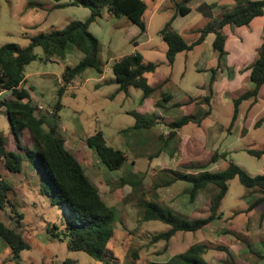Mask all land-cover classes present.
I'll return each instance as SVG.
<instances>
[{
  "label": "rangeland",
  "instance_id": "374dc122",
  "mask_svg": "<svg viewBox=\"0 0 264 264\" xmlns=\"http://www.w3.org/2000/svg\"><path fill=\"white\" fill-rule=\"evenodd\" d=\"M70 1L0 0V46L9 42L25 46L30 42L31 37L39 32H48L53 28L62 29L73 20L84 21L90 13L88 8L74 5L57 9L54 7V4L67 5ZM144 1L148 5L145 18L156 10L150 30L154 36L156 33L159 35L160 29L162 30L177 15L175 2L172 0ZM222 1H217L218 6L222 5ZM160 2L161 4L157 6ZM195 4L193 3V7ZM200 12L208 19H204L202 14L195 11L190 18L184 19L188 21L185 28L203 29L209 23L218 20L222 10L219 7L208 14ZM134 25L125 16L117 17L107 11L102 18L91 24V33L100 40L99 57L103 63L111 57L117 58L134 50L135 46L131 41L133 37L131 26ZM180 32L189 42H192V34H187L185 29ZM194 38H197V35H194ZM205 46V44L196 46L191 53H188V60L185 59L187 54L182 53L175 66H171L167 61V42L162 40L160 42L157 36L154 37L150 46H140L135 50L141 53L144 63H159L155 72L147 73L150 83L159 81L170 73L177 80L175 71L187 67L186 75L178 86L181 92L196 96L203 94L204 91L198 90L196 85L208 81L211 75L210 71L198 73L194 70V64ZM35 51L38 58L26 66L23 87L29 90L31 103L36 108L37 115H58L56 117L60 123V135L66 140V147L71 152L82 156L81 160L86 173L102 198L108 205L116 207V234L110 244V253L115 257L112 259L114 264L163 262L174 254L184 252L194 243H205L209 246L210 249L205 256L213 264H229L228 259L238 264H264V258L257 255L256 251L259 249L246 248L242 240L233 238L240 229L241 232L251 233L254 238H257L255 228L247 229V226H250L247 222L248 216L244 217L242 213L238 215L240 218L229 220L235 210L244 209L250 203V198L256 196L250 195V191L241 184L237 177L229 182L227 195L221 205L224 215L219 220L199 232H180L169 242L152 241L154 235L167 231L169 226L157 220H142L143 209L139 204L141 200L154 201L188 218L206 216L210 199L218 191L214 185L201 191L196 202H190L188 194L183 191L187 188L184 181H178L179 184L175 186H158L157 183L167 178V176L162 178L160 175L163 170L187 171L186 166H195L190 161L208 157L215 150L228 151L229 155L226 160L221 159L212 164L209 169L213 171H219L228 163L234 162L251 175L264 173V157L258 158L248 153V149H260L264 146V122L257 127L253 124L264 117V92L260 102L249 112L246 126L242 125V121L251 101L240 105V114L235 125L231 129L228 128L234 114L233 100L250 91L248 85L232 90L230 95L226 96L228 100L225 98L221 101L223 99L214 98L211 104L214 112L209 120L207 117L206 121L201 122V126L195 120L203 116L207 109L206 102L196 106L197 112L196 110L188 112L184 106L170 112L167 111L169 119L159 120L157 130L151 127L119 133L120 129H128L136 123L135 116L126 110L134 108L137 111L139 99L137 95H141L142 90L132 89L130 97L133 96L135 103L132 98L125 99V93H119L112 98L116 84H108L101 90L89 87L85 91L81 88L85 86V83L78 77L76 81L70 83L68 92L64 93L61 98L60 109L56 110L58 92L63 86L61 84L64 83L62 80L64 68L66 65L75 64L79 56L77 52L70 50L66 55L69 59L55 56L48 61L41 47L36 48ZM165 88L170 90L174 86L168 83ZM211 89L208 88L209 93ZM73 93L77 96H73ZM11 97V91H3L0 94V99ZM38 105H42L43 108L39 109ZM160 106L163 108V103ZM185 114L191 119L193 117V120L183 125L180 130L176 131V136L171 138L169 124L179 120ZM146 117L155 119L154 115ZM157 117L159 118V114ZM77 122L87 125L88 133H92L95 125H98L107 135L110 143L125 151L126 165L117 171L108 170L97 154L85 144L87 136L84 137L78 132ZM208 122L218 123L220 128L214 132V135L197 134L205 129L203 127ZM0 132L9 138L8 148L18 150V140L11 132L10 120L5 113L0 114ZM21 138L25 143H32L29 141L31 139L28 131L24 132ZM204 161L206 160L201 162ZM2 172L13 186L11 197L17 209L24 215L23 226L18 230L23 233L31 247L21 252V260L18 262L8 260V253L2 254L0 264H63L67 259H72L76 264H103L85 252L69 250L67 238L64 236L63 239L55 238L47 230L49 226L54 225H57L59 230L64 228L62 222H66L67 209L52 205L50 198L41 192L39 184L44 182V174L40 167L37 168L34 164H30L26 158V165L21 173H12L7 170H2ZM188 172H193V170L189 168ZM122 177L132 184L136 180L139 182L135 188L130 184L121 185ZM7 211L8 209H5L0 213L3 215ZM8 212L6 220L9 226L17 227L16 220L12 219ZM254 222L252 218L253 226ZM218 244L222 246V249L217 248ZM245 249L251 252L246 253ZM135 251L138 252V258L134 256ZM228 251L232 254L231 256L227 254Z\"/></svg>",
  "mask_w": 264,
  "mask_h": 264
},
{
  "label": "trees",
  "instance_id": "16d2710c",
  "mask_svg": "<svg viewBox=\"0 0 264 264\" xmlns=\"http://www.w3.org/2000/svg\"><path fill=\"white\" fill-rule=\"evenodd\" d=\"M59 2L60 0H54ZM193 0H181L178 4L179 12L186 15L191 11L189 3ZM237 5L225 10L218 20L209 23L199 30L200 37L194 43H188L184 37L174 29L172 21L160 31L162 38L168 43L167 58L170 64L175 62L176 56L184 51L192 50L203 42L210 32H215L214 48L219 51L220 59L226 55V35L224 27L228 24L238 26L248 25L257 16L264 14V0H235ZM68 5L82 6L91 11L90 16L84 21L73 20L62 29H51L48 32H39L31 37L30 42L21 46L15 42H9L0 46V94L3 91H11L12 97L0 99V114L5 113L10 120L11 132L18 140V150L9 149V138L0 132V208L8 209L12 219L16 220L17 227H11L0 220V235L11 248L10 260L20 261L21 252L30 249L31 245L22 232L18 230L23 226L24 215L21 213L11 197L12 184L5 178L2 170L12 173H21L26 165V158L30 164L41 168L44 174V182L39 184L40 190L48 198L52 205L66 207V222L64 228L59 230L57 225L49 226L48 231L53 237L68 239V248L71 251H82L103 264H114L110 253V244L116 234V207L108 205L102 198L99 190L86 173L82 164V156L71 152L66 147L65 139L60 135V123L58 115H37L36 108L32 105L30 92L23 87L28 64L38 58L36 48L41 47L46 54V60L52 57L65 58L70 50L76 49L83 54V58L74 66L68 65L64 69L62 80L64 87L58 92L56 110L61 107V98L65 86L80 77L86 70L93 68L102 73L104 66L100 60V40L90 31V25L104 16L107 11L117 17L125 16L136 24L141 32L146 31L144 14L147 3L144 0H71L67 5L56 4L54 7L63 8ZM217 4L203 5L200 10L205 14ZM73 47V48H72ZM158 63H144L140 53L124 55L112 63V71L115 83L118 84V92H128L131 87L143 91L144 97L152 96L158 86H152L147 73L155 72ZM251 81L254 87L247 93L234 100L235 109L230 127L233 128L239 116V106L244 100L257 101L260 89L264 86V43L259 58L250 66ZM216 69L213 70L215 75ZM215 79V76L213 77ZM212 92V89H211ZM207 104L210 97L205 98ZM209 108L203 113L208 116ZM136 118L134 126L123 129L127 133L133 129L151 128L156 124L155 119H149L137 112L132 113ZM193 120V117L184 116L169 124L171 138L175 137L176 130ZM200 123L201 119L195 120ZM264 117L259 119L255 126H260ZM28 131L32 143L22 140L24 132ZM87 146L97 154L99 160L110 171L122 169L127 162L124 150L115 148L107 143L104 132L99 129L86 138ZM248 153L258 158L264 157V146L260 149H248ZM228 151L215 150L208 160L198 162L197 165L186 166L187 170H163L160 175L167 176L158 182V186H171L178 180L189 183L187 194L190 201L205 188L214 185L218 191L211 197L206 216L188 218L154 201L141 200L139 204L143 209L142 220L161 221L169 226L167 231L153 236V242L164 240L169 242L172 237L180 232H198L209 228L214 221L223 216L221 210L222 201L227 195L229 182L238 178L250 195H256L250 203L248 210H253L264 205V173L258 175L249 174L240 165L230 162L220 171L204 170L208 164H212L221 158L227 159ZM133 180V178L131 179ZM139 181L130 183L122 177L121 185L130 184L134 188ZM217 248L222 249V246ZM209 246L205 243H195L184 252L171 256L163 262H150L148 264H213L206 258ZM227 254H232L228 251ZM138 258V252L134 253ZM229 264H238L234 260H227ZM63 264H76L72 259H67ZM123 264V262H122Z\"/></svg>",
  "mask_w": 264,
  "mask_h": 264
},
{
  "label": "crops",
  "instance_id": "0c3cea01",
  "mask_svg": "<svg viewBox=\"0 0 264 264\" xmlns=\"http://www.w3.org/2000/svg\"><path fill=\"white\" fill-rule=\"evenodd\" d=\"M172 1L175 2L176 8H177V15L174 16L175 19H173V22H172L173 27L190 44L194 43L195 41H197L199 39V37H200L199 30H201L202 28H197V27L185 28L186 27L185 24L188 22L187 20L184 21L185 18L186 19L190 18L195 11L202 14L200 12L201 11L200 7H202L203 5L217 4V6L214 7L213 9L220 7L222 10V13L225 10L232 9L237 5V3L235 1L231 2V1L223 0L222 5L219 4L221 6H218L219 2H217V1H221V0H193L189 3V7L191 8V11L186 15H182L178 9V4L181 2V0H172ZM195 2H197V3L195 4ZM193 3L195 4L194 7H193ZM160 4H161V2L157 6H159ZM54 5H56V4H54ZM147 9H148V7H147ZM216 11L219 12L220 10H216ZM146 12H147V10H146ZM146 12H145V14H146ZM222 13H220V14L222 15ZM90 14H91V11H90L89 15L86 17V19L90 16ZM145 14H144V21L146 23V31L145 32H141L140 28L136 24L134 26H131V30L133 32V37H132L131 41L134 43V46H135L134 50H132L126 54H123L117 58L111 57L109 60H106L104 63L101 61L103 66H104V70L102 73H98L93 68L86 70L78 78V79L84 81V83H85V86L81 87V88L85 89V91L89 87L91 89H94V90H101L103 87H106L108 84H112V85L116 84L114 81L115 76H114L113 71H112V63L114 60H116V59H118L124 55L138 53V51H136L135 49H137L140 46H150L152 44V42L154 41L155 36L158 37V40L160 42H161V40L166 42L162 38V36L160 35L161 29L159 31V35H158V33H156L155 36H154V34L151 33V30H150V25L153 23V21L155 19L156 10H154L146 18H145ZM202 16L204 19H208L204 14H202ZM183 29H185L187 34L193 35L192 36V39H193L192 42H189L185 38V36L180 32ZM224 33L226 35V55L224 57V60L220 59L219 51H217L214 48V41L216 39L215 32L208 33V35L205 37L203 42L198 44V45L205 44L206 46L204 47V51L199 56L197 62L194 64V67H195L194 70L198 73L208 72V71L211 72L210 77H208V81H203L204 83H198L196 85L198 90L199 89H202V91L204 90L203 94H198L196 96H193V95H190L186 92L180 91V87L178 86V84H180V82L184 79V77L186 75L187 67H185L186 69L183 68L180 71H175L177 73V75H176L177 80L175 79V76L172 77V74L170 73L169 75L163 76L159 81H155L153 83L149 82L152 86H158V90L152 96H149V97H144V93L142 91L141 95H137V98L139 97L138 103H137L138 104L137 111H135V109L133 108L132 110H126V112H129V113L137 112V113L144 115V116L154 115L155 120H156V124L153 126V128H155L157 130V128H158L157 122H159V120L169 119L170 116H169L167 111L170 112L173 109L175 110L176 108H180V107L184 106L188 112H193L194 110H196V106L200 105V103H202V102H206L205 98L207 96H209L210 97V103H209V105L207 104V109L205 111H207L210 108L211 112L208 116H204V115L201 116L200 119L202 122L207 117H208L207 119L209 120V118L212 116L214 109H213V106L211 104H212V101L214 100V98L218 97V99H220V100L223 99L221 101H224L226 96L230 95V92L232 90L243 87L244 85L245 86L248 85V87H250L249 90H251L254 87V84L250 78L251 70L249 68L259 58L260 52L262 49V45L264 43V14L255 17L250 22V24H248V25L238 26V25H234V24H228L224 27ZM194 35H197V38H194ZM198 45H196V46H198ZM195 47L192 50L179 53L176 56L175 62L173 64H170L169 61L167 60L168 63L171 66H175L178 59H179V56H181L182 53L187 54L185 59L188 60V57H189L188 53L189 52L191 53L195 49ZM168 48H169V46H168ZM168 48H166V54H167ZM73 50L75 52H77V54L79 56V60L71 66L76 65L83 58V54L80 51H78L76 49H73ZM66 59H69L68 56L66 57ZM147 63H149V62H147ZM155 63H157V62H155ZM66 66H68V65H66ZM66 66H65V68H66ZM180 68H182V67H180ZM214 69H216L215 75L213 73ZM111 74H113V76ZM62 75H63V73H62ZM214 76H215V79H213ZM146 77H147V74H146ZM60 80H61V78L59 79V81ZM92 80H94V81L92 82ZM168 83H169V85H173L174 88L167 90L165 88V86ZM61 85H63V87H64V83ZM118 87H119L118 84H116V86L114 87V92L111 95L112 98L119 93H125L126 94L125 99L132 98L136 103V100L133 98V96L130 97V94H131L132 89L134 87H131L128 92H123V91L118 92ZM69 88H70V83H69V85L65 86L66 90L64 89V93L68 92L67 89H69ZM208 88H212L211 93H209ZM136 89H139V88H136ZM263 92H264V86H262V88L260 89L257 101H253V99L244 100L240 104V105H242L244 102L251 101L247 107V111H246V114L244 116V120L242 121L243 126L247 125V120L249 118L248 114L260 102V99L262 97ZM73 96H77L76 93H73ZM235 99H237V98H235ZM226 100H228V99L226 98ZM234 100H233V103H234ZM161 103H163V108H162V106H160ZM234 109H235V104H234ZM196 112H197V110H196ZM158 114H159V118L157 117ZM239 114H240V106H239ZM185 116H187V114H185ZM183 117L184 116H182V118ZM201 122L199 123L200 126L202 124ZM256 122L253 123L254 127H255ZM77 123H78V125H76L78 127L77 130L84 137L89 136V135L93 134L96 130L101 129L98 127V125H95L93 132L88 133L86 130L88 127L87 125H85V124L82 125L79 122H77ZM181 128H179L177 130H180ZM203 128H205V129H202L201 132H197V134H201V135L212 134V135H214V132L220 128V125L218 123H215V122H212V123L208 122L207 125H205ZM228 128L231 129L230 126ZM122 130L123 129H120L118 132L121 133ZM105 138H106L107 143L109 145H111L115 148L121 149L119 147H116V145L110 143L107 139L106 134H105ZM85 144H86V142H85ZM223 152H225V151H223ZM196 154H198V153H196ZM208 158H209V156L203 157L201 160H199V158H197L196 161L201 162L203 160H208ZM221 159H223V158H221ZM196 161H190V162L191 163L193 162L194 165H197L198 162H196ZM217 162H215V163H217ZM215 163H212V164H215ZM212 164H208L207 167L204 168V170L215 172V171L209 169V167ZM228 164L224 168H222L221 170L225 169L228 166ZM178 181H182V180H178ZM178 181H176L174 184H172V186L179 184ZM184 183H186L187 188L184 189L183 191H185V194H187V191L190 188V185H189V183H187L185 181H184ZM198 196L195 198L194 201H190V202H196ZM254 199H255V196H252L250 198V203ZM250 203L247 204L246 207L242 210H235V212L230 216L229 220L233 221L235 218L239 217L238 215H240L242 213L244 214V217L248 216L247 222H249L248 224L250 226H247V229L249 228L248 230H250L251 228H255V231L257 232V235H255V236L258 239L254 238L251 235V233L247 234V233L241 232V229L239 231H237L238 234L234 233L235 234L234 235L232 233L234 235L233 238H239L240 240H242L245 243L246 248L256 247L257 249H259V251H256L257 255H259L261 258H264V205L261 207H257L253 210H248ZM0 212H3V210L1 208H0ZM6 214H7V212H4L3 215L0 213V220H2L8 224V222L6 220L7 219ZM223 215H224V213H223ZM252 218L255 220L254 226L252 225ZM231 225H234V223H231ZM200 231H202V230H200ZM233 241H235V239H233ZM245 252L250 253L251 251L248 249H245ZM5 253H8L7 259L10 260L9 257L11 256V248L8 245V243L0 235V256L2 254H5Z\"/></svg>",
  "mask_w": 264,
  "mask_h": 264
},
{
  "label": "built area",
  "instance_id": "2783aa9c",
  "mask_svg": "<svg viewBox=\"0 0 264 264\" xmlns=\"http://www.w3.org/2000/svg\"><path fill=\"white\" fill-rule=\"evenodd\" d=\"M38 106H39V107H38L39 109H42V108H43V106H42V105H38Z\"/></svg>",
  "mask_w": 264,
  "mask_h": 264
}]
</instances>
